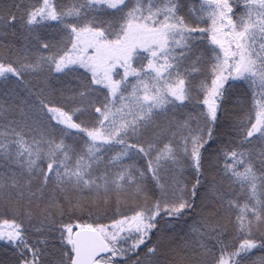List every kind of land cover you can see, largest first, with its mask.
Listing matches in <instances>:
<instances>
[{"label":"trees","instance_id":"1","mask_svg":"<svg viewBox=\"0 0 264 264\" xmlns=\"http://www.w3.org/2000/svg\"><path fill=\"white\" fill-rule=\"evenodd\" d=\"M250 2L9 0L5 15L0 2V264H71L68 229L106 236L142 213L143 245L125 247L124 264H142L155 247L165 264H264V87L243 76L236 46L220 48L225 69L216 79L214 47ZM146 5L171 9L185 33L174 61L182 93L144 110L118 143L92 149L88 133L118 97L58 62L75 34L114 42ZM199 133L192 160L186 152Z\"/></svg>","mask_w":264,"mask_h":264},{"label":"rangeland","instance_id":"2","mask_svg":"<svg viewBox=\"0 0 264 264\" xmlns=\"http://www.w3.org/2000/svg\"><path fill=\"white\" fill-rule=\"evenodd\" d=\"M0 2H7V6L5 5L7 9L4 12L2 10L4 14L10 7L9 0H0ZM5 6L2 4L3 9L6 8ZM44 13H48L52 18L55 16L48 7H45ZM239 23V25L227 24L226 30L218 35L221 37L220 45L214 44L215 49L219 47L220 54L216 70L217 78H215L218 79L225 69V59L220 48L236 46L241 52L243 76L261 81L264 87V0H251L245 17L240 19ZM178 28L171 9H150V6L146 5L134 9L122 35L114 42L107 43L99 32L81 31L75 34L71 53L66 59L63 58L58 62L59 68L81 67L89 73L93 83L108 88L111 94L118 97V102L111 104L100 126L88 133V143L92 149L118 143L135 128L144 110L164 106L168 98L176 99L181 95V83L174 78V61L185 47V33ZM228 28L230 30L227 31ZM142 55L149 59L148 65L143 70H136L135 63ZM262 95L259 128L264 127V88ZM200 135L202 134L196 135L194 144L186 152V155H189L187 158L196 159L195 145L197 139L201 138ZM89 153L94 156L96 151L90 149ZM118 207L119 205L114 203V208ZM143 216L145 214L142 213L126 222L113 224L110 228L108 226L107 233L111 238L100 233L110 249L109 255L101 259V262L124 264L125 258L122 253L125 247H129L131 243L134 249L143 245L139 239V234L145 227ZM81 228L99 231L93 227H71L67 232V242L70 247L72 233ZM125 232L137 236L129 240V237V239L122 237V233ZM166 249L164 252H169V249ZM142 264H165V262L161 258V251L155 247Z\"/></svg>","mask_w":264,"mask_h":264},{"label":"water","instance_id":"3","mask_svg":"<svg viewBox=\"0 0 264 264\" xmlns=\"http://www.w3.org/2000/svg\"><path fill=\"white\" fill-rule=\"evenodd\" d=\"M71 264H105L100 260L110 253L109 246L94 229H76L71 236Z\"/></svg>","mask_w":264,"mask_h":264}]
</instances>
